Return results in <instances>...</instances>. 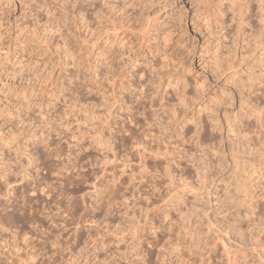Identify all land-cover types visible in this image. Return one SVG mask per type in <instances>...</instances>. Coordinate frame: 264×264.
<instances>
[{
	"label": "clouds",
	"instance_id": "1",
	"mask_svg": "<svg viewBox=\"0 0 264 264\" xmlns=\"http://www.w3.org/2000/svg\"><path fill=\"white\" fill-rule=\"evenodd\" d=\"M0 264H264V0H0Z\"/></svg>",
	"mask_w": 264,
	"mask_h": 264
}]
</instances>
